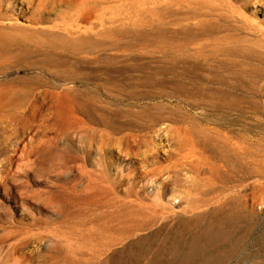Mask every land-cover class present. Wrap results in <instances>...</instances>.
<instances>
[{"label": "rangeland", "instance_id": "374dc122", "mask_svg": "<svg viewBox=\"0 0 264 264\" xmlns=\"http://www.w3.org/2000/svg\"><path fill=\"white\" fill-rule=\"evenodd\" d=\"M9 1L12 10L0 5V264L85 263L106 241L111 251L141 238L207 245L208 227L219 240L198 264H264V0H96L86 31L64 39L27 20L46 2L61 24L62 0L0 4ZM7 20L22 27L7 29ZM205 25L219 27L211 39L197 36ZM92 34L82 48L78 36ZM92 53L100 70L88 78L92 67L79 58ZM173 56L206 68L207 101H181L151 129L111 135L74 112L116 92L107 66L160 67ZM149 100L121 106L144 115ZM142 209L158 224H117Z\"/></svg>", "mask_w": 264, "mask_h": 264}, {"label": "bare ground", "instance_id": "6f19581e", "mask_svg": "<svg viewBox=\"0 0 264 264\" xmlns=\"http://www.w3.org/2000/svg\"><path fill=\"white\" fill-rule=\"evenodd\" d=\"M95 1L96 0H80L75 2L74 0H62V2L59 3L60 12L64 11L61 24L53 22L51 18L55 10L54 7L51 8L46 2H40L36 8L30 6L31 15L27 17V20L30 22L28 26L33 27L36 31H41V33L49 34L54 38L64 39L68 34L71 35L73 33L79 35L86 31V29H83L81 23L86 21L89 22L95 16V12L97 11ZM0 5H5L8 10H12L13 7L10 1L4 4L1 2ZM64 6L65 10H63ZM0 18L7 19V16L0 11ZM7 21L9 22L10 20ZM45 23H50V25L47 27L39 26ZM21 27L20 24L11 21L8 23V26H6L7 29L13 31ZM4 29L5 28L0 27V32ZM90 30L93 31V26H91ZM218 30V26L205 25L200 29L197 36L211 39ZM89 37H91V35ZM89 37L85 35L78 36V38H82L79 43L82 48L86 46L84 43L86 41H91V39L93 40L95 35L92 34V38ZM61 41L63 44L66 43L65 40ZM61 46L62 51L55 53L63 57L66 56L67 53H63L65 47L62 44ZM92 48L89 51L92 52ZM48 52L52 54V51ZM91 55L89 59L84 57L79 58L80 62L86 64L85 66L92 67V69H88L90 72L87 71L84 73L88 78H91L96 70H100L99 67L97 68L96 64L99 58H97L95 53ZM199 63L197 64L192 60L184 59L183 64H181V61L173 56L165 59L160 67H152L150 65H144L143 63H136L134 66L125 67L107 66L106 70L109 72L111 79L106 82L113 84L116 92L109 93V101L94 94L88 101L78 102L74 107V112L84 114L88 119L87 121L91 124L103 126V133L106 135L122 133L125 129H151L160 123L166 110L172 113L176 112L179 102L207 101L209 97L208 90L210 89L208 85L204 84L207 82V74L206 71L204 75L198 72L206 68ZM112 71L118 72V75H112ZM201 76H204L203 79H201ZM95 77L100 79V75ZM140 99H150L146 102L144 110H141L145 112L144 115L136 114V110L124 109L121 106L124 102L130 101L128 105L133 108L132 102L140 101ZM126 112L130 114V118L123 121L120 118V114ZM80 124H82L83 127H87L88 125L85 121L80 122ZM124 125H126L127 128H125ZM95 130L98 131L96 127ZM129 137L137 141L135 135ZM126 139L125 136H122L116 141L125 142ZM129 141L128 143H131ZM205 148L209 149L210 147H204V149ZM233 152L231 153L229 150L227 156L224 153L222 156L229 158L230 153L232 155ZM228 158L227 160L223 159V163L220 166L221 168L224 166L225 169L228 168ZM228 176L230 175L225 173V178ZM151 207L153 206L150 205L149 208ZM158 220L159 218L155 211L148 213L146 209H142L141 211L133 212L131 215L127 213L125 217L121 219L117 218V224L122 227L124 226L137 230L143 228L145 225H156L159 222ZM109 227H111L110 224ZM205 232L206 237L209 238L207 240V245L205 243L200 244L197 239L198 237L195 238V236H193L191 241L188 240L190 241L189 243L187 241V245H184L182 242L172 243L165 240V244L167 245L152 244L151 246H146V244H144L146 238H141L134 242H129L120 249L111 251L110 244L106 241L101 245L90 247V254L86 262L82 263L81 260L78 261L77 264H198L196 258L203 257L206 247L216 244L219 240V234L214 232L210 227H208ZM107 250L111 253L109 255L107 254V257L101 259V257L106 254ZM61 258L62 257H60V259ZM62 260H65V257ZM202 261L205 263L207 259L204 257ZM69 262H71L70 259L69 261H64L65 264H69ZM62 263L63 261L61 264ZM71 264L73 263L71 262Z\"/></svg>", "mask_w": 264, "mask_h": 264}]
</instances>
